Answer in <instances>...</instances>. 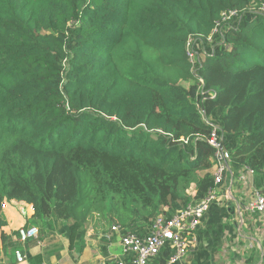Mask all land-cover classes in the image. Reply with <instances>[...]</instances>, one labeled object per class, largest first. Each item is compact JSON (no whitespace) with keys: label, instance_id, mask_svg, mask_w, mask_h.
<instances>
[{"label":"trees","instance_id":"trees-1","mask_svg":"<svg viewBox=\"0 0 264 264\" xmlns=\"http://www.w3.org/2000/svg\"><path fill=\"white\" fill-rule=\"evenodd\" d=\"M263 7L0 0V255L25 252L19 232L5 231V200H33L27 226L84 247L89 229L110 240L115 224L139 216L149 225L203 199L214 186V128L234 171L253 168L264 192ZM229 8L237 15L223 21ZM233 212L232 203L211 204L199 262L216 252ZM171 254L168 244L149 264H168Z\"/></svg>","mask_w":264,"mask_h":264},{"label":"crops","instance_id":"crops-1","mask_svg":"<svg viewBox=\"0 0 264 264\" xmlns=\"http://www.w3.org/2000/svg\"><path fill=\"white\" fill-rule=\"evenodd\" d=\"M255 176L250 181V187H256ZM229 187L231 188L229 193L231 199L227 203L233 204L234 212L224 219V223L228 226L224 230L223 238L216 252L211 253L207 258H200L199 262L200 251H203L208 244L207 238L204 236L205 227L199 233L202 225L197 232L198 247L181 264H264V215L244 211V204L251 197L249 186L234 181L232 184L230 183ZM194 190L195 184L192 185V192H189L194 193ZM3 210L8 220V226L5 228L7 232L18 231L21 227L27 226L28 220L35 216L34 201L31 199L9 202ZM35 226L40 229L39 225ZM40 235L41 232L38 239H35L36 244L29 249L26 248L25 243L18 241L25 253L28 250L33 256L38 257L34 263H31L27 258V264H114L112 257L121 255L122 252L117 233H114L112 238H109L110 240H106L101 236L95 237L93 230L89 229L84 238V247H81L80 241L71 247L68 238L56 229L43 233L42 238ZM45 237L53 240L47 243L48 241H43ZM250 243L253 244L251 250L248 248ZM1 246L2 243H0V248ZM12 250L9 248L7 251L1 252L0 264H21L14 257Z\"/></svg>","mask_w":264,"mask_h":264},{"label":"built area","instance_id":"built-area-1","mask_svg":"<svg viewBox=\"0 0 264 264\" xmlns=\"http://www.w3.org/2000/svg\"><path fill=\"white\" fill-rule=\"evenodd\" d=\"M264 10V7H263ZM237 15V10L226 9L222 13V20H228ZM219 23L213 31L217 33ZM189 56L192 62L195 60V53L189 49ZM209 144L214 148L212 174L214 186L208 195L200 200H194L186 206L171 213L157 215L148 226L146 234H139L131 229H126L120 224L111 227L105 236L111 238L117 233L120 238L122 252L121 255H114V264H149L150 260L161 252L168 244L172 254L168 264H175L187 259L199 245L198 229L203 225L205 215L211 204L215 201L221 205H229V193L231 192L230 183L234 181L245 186L251 185L250 181L255 176V170L245 166L238 173L232 167V154L223 143L222 137L214 128L208 138ZM251 197L244 204V211L251 214L264 215V192L261 188L250 187ZM9 201L2 203L5 209ZM18 241L25 243L30 239H38L40 229L37 226H23L19 230ZM253 244H248V248ZM245 254V251H244ZM16 259L21 264H27L26 253L22 250L16 251Z\"/></svg>","mask_w":264,"mask_h":264},{"label":"rangeland","instance_id":"rangeland-1","mask_svg":"<svg viewBox=\"0 0 264 264\" xmlns=\"http://www.w3.org/2000/svg\"><path fill=\"white\" fill-rule=\"evenodd\" d=\"M212 36H213V35H212ZM212 36H211V38H212ZM188 191H191V192H192V187H191ZM162 214H165V213H162ZM136 219H137V220H136V223H135L133 226L125 225V226H123V227L126 228V229H131V230L136 231V230H138V229H140V228L143 229L144 227L148 226V222H146V221L140 219L139 216H138ZM51 240H53V239H50V238H48V237H45V238L43 239V241H45V242L48 241L47 243H49V241H51ZM46 247H48V246H46ZM189 261H190V260H189Z\"/></svg>","mask_w":264,"mask_h":264}]
</instances>
